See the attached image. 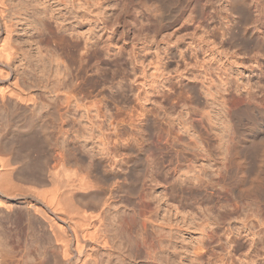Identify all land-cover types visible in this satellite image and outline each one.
<instances>
[{
    "label": "rangeland",
    "instance_id": "374dc122",
    "mask_svg": "<svg viewBox=\"0 0 264 264\" xmlns=\"http://www.w3.org/2000/svg\"><path fill=\"white\" fill-rule=\"evenodd\" d=\"M0 3L14 47L9 68L35 96L27 110L33 124L47 123L51 136L43 152L28 153L20 167L39 160L47 170L64 146L85 173L119 138L127 142L122 153L107 151L125 158L126 176L109 212L118 225L108 223L113 236L120 228L116 252L130 256L126 264H264V0ZM59 89L75 96L64 110V130L52 117ZM2 103L1 147L5 137L19 139L24 121L10 115L13 100ZM106 167L94 170L101 185ZM36 181L20 183L28 192L52 185ZM12 205L14 213L0 211V264H42V232L28 233L22 196ZM19 217L27 230L12 224ZM144 234L154 244H147L151 251L144 247L142 258L131 240ZM106 257L103 264L120 263Z\"/></svg>",
    "mask_w": 264,
    "mask_h": 264
},
{
    "label": "bare ground",
    "instance_id": "6f19581e",
    "mask_svg": "<svg viewBox=\"0 0 264 264\" xmlns=\"http://www.w3.org/2000/svg\"><path fill=\"white\" fill-rule=\"evenodd\" d=\"M0 17L4 19V23H5V31H2L0 29V100L3 102L2 103L3 105L7 104L8 101L10 100L14 101V107H13L14 111L12 110L13 112L12 114H10L13 116L14 120L22 115L24 116V121L22 122L23 127L20 124L22 128L21 127L20 129L16 128L17 130H19L18 132L21 135V136L18 135L19 139L16 137L18 140L14 138L17 141V143H15V140L11 141L12 139H10L8 140L10 141L8 144L7 141L8 138L5 137L6 141L4 139L3 141H5L4 143H6V146L4 143H3L4 145L2 144V147L0 146V211L4 210L5 208L10 211L14 210L13 208L14 205H12V202L14 200H18V198L21 196L24 198V201L27 204V208H28L26 213L28 215V216L26 215L27 218L26 220L28 222L26 224H28L29 229L27 230V228L24 226L25 225L24 219L20 217H19L20 219H15V220L11 219V222L12 224L15 223L18 226H21L23 230H25L26 228L28 233L32 229L33 230L37 229V231L42 232L40 234L41 236L39 235L40 237L43 238V239L41 238L42 239L41 245L45 244L42 241H46V245L42 247H44L43 249H45L44 251L46 253L45 252L44 253L46 254V256L47 254H49V256L47 257L44 256L45 254L43 255L45 259H43L42 256V261L40 260L42 264H51V263L54 264L55 262L56 264H58L57 259L63 260L65 264H103V262L106 261L104 260L106 256L108 257V261H111L112 258H117V260L119 259L118 260V262H120L119 264H121V262H125L123 264H126L129 255L126 253L128 256L126 255V257H123L122 255H120V253L118 254L116 252V250H118L117 247L120 245V243H123V241H121L122 238L120 239L119 231L117 233V230L120 228H118L117 230L115 228L116 234L119 235V239H120L119 240L117 238L119 240L118 243L119 245H116L117 242H115V236L117 235L115 234L113 236L112 233L114 234V232L112 231V228L110 229L109 227L111 225L110 223H112L113 219L116 217L113 218L109 216H111L112 206L116 202L114 201L116 198V193H119L123 188L124 183L123 181H120V179L126 176V172L123 171L125 169L124 168L125 158L119 159V154L114 152L112 153L111 151L114 148L115 152L118 151L121 152V149H123V147H126L127 142L124 143L123 141L121 142V140L118 141L119 138L117 139L115 138L116 141L114 140V142L112 141L113 143L111 142L113 146L109 147L111 151L110 152L107 151L109 150V148H107L106 154L104 153V155L100 154L96 157L94 156L95 158H93V165H92L93 167L91 165H88L89 167L88 170V167L86 169V166H84L86 169L85 173H83L85 171L84 168H83L84 171L81 170L83 166H80L81 164L78 163L81 160H79L76 156H74L73 158L71 157L72 159L71 158L69 159L67 155L68 152H66V149H63L64 146L61 149H57V151L55 150L56 154H54L55 157L53 156L54 157L53 163L52 164L49 163L51 166L49 165L50 167H48L47 170L45 169V166L43 167V165L40 163L38 159H37L38 162L36 163L32 162L33 164L32 163L26 164L27 161L25 160L26 163L25 166L24 165L23 166L24 168L27 169V171L24 172L23 171L24 168L20 167L18 162L20 163L22 158L24 161V158L26 156L28 157V155H30L28 153L30 152L32 154L33 152H36L38 154L40 152H43V150L45 149V145L51 139L49 138L51 136L49 135V132L46 130L48 126L47 123L46 125L41 124L39 127L35 126L36 124H33L35 115L34 117H31V115L33 114L31 115L30 113L28 114L27 110H29L33 104L35 105V96L32 92L28 91L27 88L21 85V83L19 82L20 80H18L17 77H15L14 79L12 71L9 68V64L13 60L12 55H13L14 47L11 42V30L9 25L6 24L4 9L2 8L1 3H0ZM88 41L89 40H86V44L88 43ZM64 66L66 68V65ZM5 82H7L6 86L4 85ZM56 91H57L56 92L57 95L61 97V102L57 103L55 107L57 112L56 113L54 112L52 114V117H55L56 119L58 118V120L60 121L59 128H63L64 130V125L66 124L65 111H67L69 105L71 104V98L72 97L75 98V96L74 94H72L67 90L65 91V93H63L62 90L60 89ZM5 106L7 107V105ZM8 117L11 116L8 115ZM9 122L11 121L9 120ZM11 125L12 123L10 124V127ZM16 126H19V124L15 125V127ZM254 127L256 126L254 125ZM60 131H62V129H60ZM115 136L117 137L118 135L116 134ZM17 144L19 145L16 146ZM13 145H15L16 148L13 147ZM12 147L14 148V150ZM7 151H9L10 153L12 151L14 154L12 153L9 155ZM259 151L261 153H264L263 144H261V149H259ZM23 161L21 162L23 163ZM126 162L127 161H125V163ZM99 163L103 164L105 167L106 166L109 167L108 168L109 170L105 175L107 176L106 177L107 179L105 181H103L105 178L102 180V182H105L106 187H103L105 184L103 185L102 183L103 185L102 186L100 184V181H98L94 175V170H96V166H98ZM76 164H78L80 167H78V165ZM68 165H70V167ZM71 165L72 166L75 165L77 169L71 168L72 167ZM118 165L122 168L121 170L122 172L115 168ZM44 173L45 174L47 173V178H44ZM32 179L37 180L36 181L38 182L37 184L46 182L48 180L52 185L50 188L47 189L45 188L36 189L34 188L36 186H33V188L27 187L30 190L28 192L25 190V188L21 185L20 182L21 181H25V183L26 181L31 182ZM80 197H82L83 200L84 198H89L90 202L87 200V203L86 202L84 203L82 201V198L81 200L79 199ZM137 198H140L142 201L144 200L143 198H145V195H141ZM14 211L12 212L14 213ZM31 211L34 213L32 215H34L35 217L39 216L41 220H39L36 223V221H34L33 219V216L31 215ZM109 212L111 214H109ZM125 212L123 211V213L120 215L125 214ZM128 213L123 215L122 217L123 221L125 220L127 221V219L124 218ZM114 216L120 217L119 215H117V213L116 215L114 214ZM109 219L110 221L112 220V222L108 223ZM115 220L114 222L117 224L119 218L118 220L116 221ZM33 222L36 225H34ZM141 224H143L144 229L147 228L146 221H143V223ZM113 225H111V227ZM21 227L20 229L22 230ZM132 227L134 226L132 225L129 226V229H131ZM48 232H50L51 237L50 235H47ZM121 237L124 238L123 234ZM130 238L131 236L128 239V243L132 239ZM148 238L146 236L143 237L142 239L139 238L140 240L139 239L131 240V242L135 241L136 250L135 252L134 250L132 252H134L136 256L142 257L141 256L143 255L142 252L145 251L144 247H146L151 240V239L148 240ZM52 240L55 242L54 244L55 246L54 245L52 246L51 244ZM124 244H122V246ZM150 244L152 243L150 242L148 246H150ZM130 245L132 244L130 243ZM122 246L121 248L123 249ZM132 246H133L132 249H134V245ZM148 246L146 247L147 251L148 249H150ZM124 247H126V245H124ZM149 251H151V249ZM131 253L130 255L132 254L134 255V253L132 254ZM52 260H54L55 262H53Z\"/></svg>",
    "mask_w": 264,
    "mask_h": 264
}]
</instances>
